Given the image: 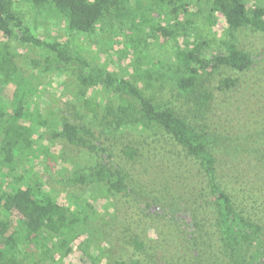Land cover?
Segmentation results:
<instances>
[{"label": "trees", "instance_id": "16d2710c", "mask_svg": "<svg viewBox=\"0 0 264 264\" xmlns=\"http://www.w3.org/2000/svg\"><path fill=\"white\" fill-rule=\"evenodd\" d=\"M128 1L21 0L39 13L42 10L61 13L67 17L71 31L83 34L94 32L106 13L112 9L118 10L122 3ZM154 1L160 11L159 18L151 17L155 11L143 14L138 21H133L130 28L128 45L134 54H138L134 64L141 62L140 48L147 49L160 38L163 41L172 40L169 77L182 93L192 95L190 104L195 107L194 111L181 113L153 102L134 81L86 59L68 45L38 36L15 10L13 0H0V89L12 83L18 86L13 100L0 96V131L5 157L22 154L21 157L29 160L37 159L34 119L44 124L41 116L38 115V118L36 115L35 88L19 79L17 55L7 42L15 40L48 53L44 63L34 61L35 66L41 65L44 71L72 66L80 86L86 93L92 92L83 98V107L91 114V121L77 124L65 116L61 129L53 132V140L90 152H107V149L117 150L115 143H108V138L101 139L107 135L117 139L118 134L125 130L129 134L132 131L162 130L182 148L199 170L201 184L189 188V194L193 197L185 199L184 193L180 196L189 201L186 211H189L192 221L191 231L185 233L183 241L194 251L197 264H203L206 260L209 264H263L264 223L250 211L247 201L238 200L232 189L231 177L242 157L234 145L239 138L231 130L223 131V126L218 127V121L217 124L208 117H215L217 111L230 103V107H233L235 95L242 84L239 76L254 65L251 52L239 46L236 34L245 29L264 33V1L250 5V0H199L205 2L211 24H217V18L225 22L227 38L222 42L224 50L218 52L210 49L209 40L199 35L193 40L189 27L193 24L189 17L192 12L183 0ZM182 16L186 17L185 21ZM98 92L109 95L114 99L113 103L95 101L93 98ZM26 119H32V123L24 124ZM95 126L100 127L99 133L93 130ZM249 140L250 137L242 139L246 146L244 143L241 146L243 153L252 154L254 149L259 148L253 147ZM131 142L133 140L122 147L121 153L127 159L134 160L143 153L144 145L136 147ZM255 142L256 145L258 140L255 139ZM260 142L262 144L263 140ZM259 153L256 155L264 168V154ZM109 157L112 155L108 154ZM123 170L119 165L101 162L88 172L73 171L65 182L79 186H102L107 192L127 195L130 186ZM238 174L233 178L237 180ZM259 178L264 181L263 176ZM182 186L185 187V184ZM165 193L164 196H167ZM155 198L152 196V200H157ZM158 201L162 212L164 205L172 203L161 199ZM88 204H84L83 210H78L60 204L56 198L41 192L36 186L6 191L0 184L2 212L18 215L16 225L10 218L3 224L0 264H51L56 251L65 250L63 256L66 255L70 244L81 234L82 225L88 217ZM146 206L150 207V204ZM170 218L175 220L172 215ZM10 228H13L12 231ZM133 241L136 248H144L143 241L137 238ZM19 244H24L30 253H37L36 257L19 260Z\"/></svg>", "mask_w": 264, "mask_h": 264}, {"label": "rangeland", "instance_id": "374dc122", "mask_svg": "<svg viewBox=\"0 0 264 264\" xmlns=\"http://www.w3.org/2000/svg\"><path fill=\"white\" fill-rule=\"evenodd\" d=\"M13 1L15 10L38 36L68 45L86 59L134 81L159 105L181 113L194 111L195 107L190 104L192 95L182 93L169 77L172 40L163 41L160 38L147 49H138L141 51V62L134 64L138 54H134L128 45L130 28L133 21H138L143 14L155 11L151 17L159 18L160 11L154 0H129L122 3L118 10L112 9L106 13L96 30L88 34L71 31L67 17L57 11L42 10L39 13L29 3ZM183 1L192 12L189 17L193 24L189 27L193 40L199 35L209 40L210 49L223 51L222 42L227 38L223 19L217 18V24H211L204 1ZM262 1L250 0L249 3ZM148 6L151 10H147ZM236 40L241 48L251 52L254 65L239 76L242 84L235 95L233 107H230V103L217 111L215 117L209 115L208 119L217 124L219 122L218 127L223 126V131L231 130L239 138L240 142L238 140L234 145L242 157L240 165L236 163L234 169V175L239 173L238 179L233 178L234 175L231 177L232 189L238 200L247 201L250 211L264 223V181L259 178L264 177V168L256 155L259 152L264 154V33L245 29L236 34ZM7 42L17 55L19 79L35 88L34 101L38 105L36 115L41 116L44 124L34 119V148L39 155L35 160L21 157L22 154H12L6 158L0 131V184L6 191L36 186L41 192L56 198L60 204L78 210H83L84 204L90 203L81 234L70 244L66 255L63 256L65 250L56 251L51 264H197L194 251L183 241V236L191 231L192 225L190 213L186 211L189 201L185 199L193 197L189 194L190 187L201 184L199 170L194 162L160 129L132 131L130 134L125 130L118 134L117 139L107 135L101 139L108 138V143L117 146V150L106 148L107 152H90L53 140L52 134L61 129L63 117L67 116L77 124L91 121V114L83 107V98L92 92L86 93L80 86L72 66L44 71L41 65L35 66L33 62L44 63L47 52L15 40ZM17 88L16 83L6 85L0 89V96L11 101ZM93 99L103 104L113 103L114 100L102 92L95 94ZM31 120L26 119L23 123L31 124ZM93 130L99 133L100 127L95 126ZM243 137H250V144L259 147L258 150L254 149L257 151L253 150L252 154L243 153ZM255 139L258 140L256 145ZM132 140L133 146L144 147L139 158L129 160L121 151ZM102 146L106 147L105 144ZM108 154L112 157L108 158ZM101 162L119 165L124 169L130 186L129 194L107 192L102 186H79L65 182L73 171L88 172ZM165 191L167 196H164ZM183 193L185 199L180 198ZM152 196L157 197V200H152ZM159 199L172 201L164 205V212ZM171 215L175 220L170 218ZM8 218L16 225L18 215L4 214L0 208V239L4 234L3 224ZM134 238L143 241L144 248H136ZM36 255L30 253L24 244H19V260H29ZM262 262L264 264V260ZM202 263L209 264L207 260Z\"/></svg>", "mask_w": 264, "mask_h": 264}]
</instances>
